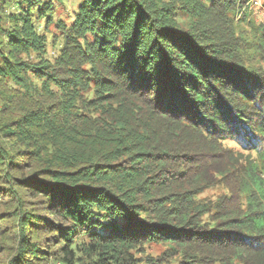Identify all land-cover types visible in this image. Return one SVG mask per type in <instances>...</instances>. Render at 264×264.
Returning a JSON list of instances; mask_svg holds the SVG:
<instances>
[{
	"label": "trees",
	"instance_id": "obj_1",
	"mask_svg": "<svg viewBox=\"0 0 264 264\" xmlns=\"http://www.w3.org/2000/svg\"><path fill=\"white\" fill-rule=\"evenodd\" d=\"M7 1L10 264H264V22L243 15L246 0H181L185 24L161 0H86L54 62L30 69L36 80L21 54L41 45L37 5L9 14ZM215 184L223 193L199 198ZM152 242L167 249L144 262Z\"/></svg>",
	"mask_w": 264,
	"mask_h": 264
},
{
	"label": "rangeland",
	"instance_id": "obj_2",
	"mask_svg": "<svg viewBox=\"0 0 264 264\" xmlns=\"http://www.w3.org/2000/svg\"><path fill=\"white\" fill-rule=\"evenodd\" d=\"M86 0H12L7 1L2 8L5 7V10L9 14H13L16 10H22L25 12L22 6L27 10L30 4H35L37 6L32 7V15H29L31 19L30 27L37 32V36L41 45L38 49H31L27 52L21 54V60L25 61L26 72L28 75V80H36V76L30 72V69L34 66H38L40 62L47 64L48 62H54L55 56L59 54V50L62 48L64 43L63 34L67 32L74 24L75 21L82 19V8L81 4ZM17 2H19L17 4ZM162 4H168L171 8V12L176 14V21L178 23H188L189 19L186 15H180V8L182 7L181 0H161ZM243 10V15L248 13L247 16L255 22H264V6L263 0H246ZM237 19V18H236ZM87 40L93 38V35L87 33L85 35ZM40 84V83H38ZM10 88V85H6ZM64 86L61 85L60 88ZM12 88L20 89L24 92L22 86L13 85ZM46 95V93H44ZM3 103V102H2ZM82 107V106H81ZM229 146L233 147L231 143H228ZM224 189L221 184H215L206 188L199 196L201 199H215L219 194L223 193ZM34 199H31L33 201ZM32 212L37 213L39 211L38 204L31 202L29 205ZM38 209V210H37ZM0 219L2 223L0 224V264H10L13 259V256L16 251L17 241L13 234L11 235V240H5L4 237L8 232H3L4 230L8 231L11 228L13 216H11L8 210H5L3 206H0ZM11 233V232H10ZM167 247L164 244H159L156 242L148 243L144 246L141 251L137 253V256L141 260H145L147 257H158ZM51 258H48L47 261H50ZM179 257L175 259H170L167 264H179ZM25 261H22L24 263ZM37 262V261H36ZM39 262V261H38ZM37 262V263H38ZM141 262V261H140ZM145 262V261H144ZM40 263V262H39ZM26 264V263H25ZM46 264H57L55 261L52 263ZM143 264V263H140Z\"/></svg>",
	"mask_w": 264,
	"mask_h": 264
}]
</instances>
